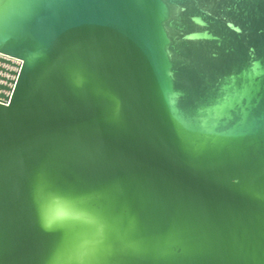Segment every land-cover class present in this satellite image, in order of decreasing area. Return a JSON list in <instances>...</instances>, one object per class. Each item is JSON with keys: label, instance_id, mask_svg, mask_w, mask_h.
Returning <instances> with one entry per match:
<instances>
[{"label": "water", "instance_id": "water-1", "mask_svg": "<svg viewBox=\"0 0 264 264\" xmlns=\"http://www.w3.org/2000/svg\"><path fill=\"white\" fill-rule=\"evenodd\" d=\"M0 264H264V0H0Z\"/></svg>", "mask_w": 264, "mask_h": 264}]
</instances>
